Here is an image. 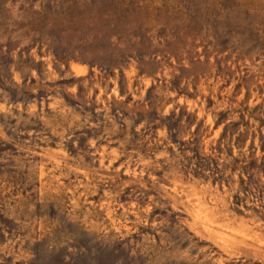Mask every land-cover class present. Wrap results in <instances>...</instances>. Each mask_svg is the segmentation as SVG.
<instances>
[{
  "label": "rangeland",
  "instance_id": "rangeland-1",
  "mask_svg": "<svg viewBox=\"0 0 264 264\" xmlns=\"http://www.w3.org/2000/svg\"><path fill=\"white\" fill-rule=\"evenodd\" d=\"M0 264H264V0H0Z\"/></svg>",
  "mask_w": 264,
  "mask_h": 264
}]
</instances>
